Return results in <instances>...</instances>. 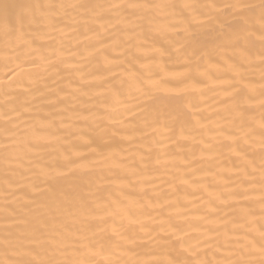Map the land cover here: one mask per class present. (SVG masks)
Returning <instances> with one entry per match:
<instances>
[{
	"label": "bare ground",
	"instance_id": "obj_1",
	"mask_svg": "<svg viewBox=\"0 0 264 264\" xmlns=\"http://www.w3.org/2000/svg\"><path fill=\"white\" fill-rule=\"evenodd\" d=\"M260 5L0 0V264H260Z\"/></svg>",
	"mask_w": 264,
	"mask_h": 264
},
{
	"label": "snow or ice",
	"instance_id": "obj_2",
	"mask_svg": "<svg viewBox=\"0 0 264 264\" xmlns=\"http://www.w3.org/2000/svg\"><path fill=\"white\" fill-rule=\"evenodd\" d=\"M128 6L129 7H140L141 5L129 4ZM111 7H119V5H111ZM182 7L195 10L199 7H210V6H207V5L201 6V5H196L193 3H187L186 2L182 5ZM260 7L262 9V13H261V17H260L261 25H262V36H261V38H262V40H264V0H261ZM262 57H264V53H262ZM262 203H264V200H262ZM261 212H262V216H264V208H262ZM259 244H260V251L262 254H264V224L261 225ZM14 264H58V262L51 261V260L47 261V262H44V261L37 262L34 259H27V260L16 261V262H14ZM238 264H239V262H238ZM260 264H264V259H262L260 261Z\"/></svg>",
	"mask_w": 264,
	"mask_h": 264
}]
</instances>
